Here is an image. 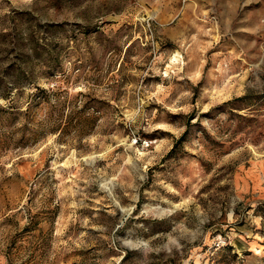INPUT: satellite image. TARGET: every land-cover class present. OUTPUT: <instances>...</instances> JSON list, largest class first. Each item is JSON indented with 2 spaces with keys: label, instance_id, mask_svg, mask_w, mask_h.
Here are the masks:
<instances>
[{
  "label": "rangeland",
  "instance_id": "obj_1",
  "mask_svg": "<svg viewBox=\"0 0 264 264\" xmlns=\"http://www.w3.org/2000/svg\"><path fill=\"white\" fill-rule=\"evenodd\" d=\"M0 264H264V0H0Z\"/></svg>",
  "mask_w": 264,
  "mask_h": 264
},
{
  "label": "trees",
  "instance_id": "obj_2",
  "mask_svg": "<svg viewBox=\"0 0 264 264\" xmlns=\"http://www.w3.org/2000/svg\"><path fill=\"white\" fill-rule=\"evenodd\" d=\"M20 78H21L20 75H16V79L13 81V87H15L16 85H19L20 84V82H21L20 81L21 80ZM38 90L41 92L40 89H38ZM37 96L38 95L35 94L33 97L36 99ZM184 136H185V133L181 136V138L177 141V143L181 142L183 140ZM128 255H130V252L129 251H128Z\"/></svg>",
  "mask_w": 264,
  "mask_h": 264
}]
</instances>
